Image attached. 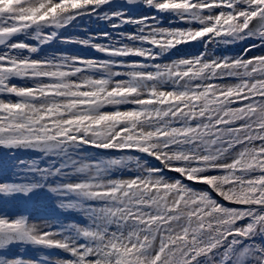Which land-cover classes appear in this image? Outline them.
I'll list each match as a JSON object with an SVG mask.
<instances>
[{"label":"snow or ice","instance_id":"obj_1","mask_svg":"<svg viewBox=\"0 0 264 264\" xmlns=\"http://www.w3.org/2000/svg\"><path fill=\"white\" fill-rule=\"evenodd\" d=\"M0 264H264V0H0Z\"/></svg>","mask_w":264,"mask_h":264}]
</instances>
